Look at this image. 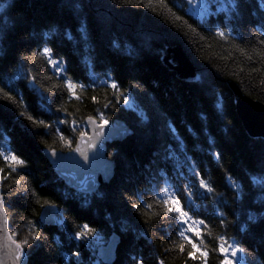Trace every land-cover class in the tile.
<instances>
[{
    "label": "trees",
    "instance_id": "obj_1",
    "mask_svg": "<svg viewBox=\"0 0 264 264\" xmlns=\"http://www.w3.org/2000/svg\"><path fill=\"white\" fill-rule=\"evenodd\" d=\"M232 2L199 16L188 0H0V187L27 264H91L75 236L85 224L99 244L119 236L110 264H222L221 243L244 249L238 264H264V136L249 135L229 86L264 104V8ZM174 47L196 79L166 64ZM101 115L132 134L107 146L111 180L79 194L44 150L73 148ZM172 198L187 222L166 210ZM45 205L57 207L55 225L40 221Z\"/></svg>",
    "mask_w": 264,
    "mask_h": 264
},
{
    "label": "water",
    "instance_id": "obj_2",
    "mask_svg": "<svg viewBox=\"0 0 264 264\" xmlns=\"http://www.w3.org/2000/svg\"><path fill=\"white\" fill-rule=\"evenodd\" d=\"M165 61L171 69L178 72L179 77L182 79H196L195 68L180 47L169 49ZM229 86L235 96L238 116L249 135L252 137L264 136V104L243 94L235 83L230 82ZM88 118L85 119L87 133L89 137L95 139L100 130L98 128L94 130V125L89 123ZM95 121L97 124L99 123L97 119ZM125 129L129 131V126L123 120L115 119L112 121L103 130V136L99 138L97 148L89 150L90 160L87 164H84L80 153L74 151L77 147L81 149L88 148V145L81 141V134L77 138L75 146L69 150L45 149L44 152L53 170L67 187L78 193L89 194L96 191L102 183L109 182L113 177L115 163L106 156L107 144L124 139L126 137L123 135ZM53 152L56 153L55 156ZM106 166L111 168V174L107 177L105 176ZM85 186L88 188L94 186L95 190L84 191ZM0 193L3 194L1 187ZM57 211L55 205H45L40 211L39 218L41 220V217L47 214L48 222L43 223L54 225L56 224ZM5 216L7 217L6 224L4 223ZM119 241V236L114 232L109 235L106 243L98 246L97 256L102 263L110 264L115 259ZM19 243L10 230V221L4 203L3 213H0V264L28 263V255L25 249L26 258L24 261H17L12 254L16 244Z\"/></svg>",
    "mask_w": 264,
    "mask_h": 264
},
{
    "label": "snow or ice",
    "instance_id": "obj_3",
    "mask_svg": "<svg viewBox=\"0 0 264 264\" xmlns=\"http://www.w3.org/2000/svg\"><path fill=\"white\" fill-rule=\"evenodd\" d=\"M230 3H231L232 9L234 10L236 8V4L234 2H232V0H230ZM260 7L264 8V0H261ZM220 10L226 12V11H228V8L222 6ZM217 35L223 37L224 32H222L220 29H217ZM43 51L45 54L49 53L48 48L43 49ZM49 62L55 63L54 61H49ZM57 71H59V68L57 69ZM66 86H67L68 92L71 93L73 96H76L74 89L77 87V85H75L72 82L66 81ZM110 87L113 89H117L118 88L117 82L113 81L110 84ZM8 98L11 99V97H8ZM95 99L96 98L93 97L94 101H95ZM124 102H125V104L128 103V97L127 96H124ZM21 115H23V113H21ZM29 119H32V118L29 117ZM88 121H89V123L94 125V130L98 128L100 131L97 133V137L95 139L89 137L87 132H82L80 135L81 141L83 143H85L86 145H88V148L87 149H81V148L77 147L76 149H74V151L80 153L84 164H87V162L90 160L89 150L97 148V143L99 141V138L103 136V130L105 128H107L109 126V123H110V121L107 118H105L103 115H101L100 122L98 124L96 123L95 118L91 117V116L88 118ZM73 124H75V121H73ZM131 134L132 133L130 131H128L127 129H125V131L123 133V135H125V136L131 135ZM61 139H64V138L61 137ZM67 143L70 146L71 142L68 141ZM53 155L55 156L56 153L53 152ZM216 155L219 156V153H216ZM6 159H10V161L12 162V165H15V164H21L22 165L24 163L23 160L19 159L15 155H12L10 157H6ZM110 174H111V168H110V166H106L105 176L107 177ZM2 179H3V177H0V180H2ZM201 184L205 188H207L209 191H212V189L206 183H204L203 180L201 181ZM83 190L90 192V191H94L95 188H94V186L92 188H88L87 186H85V188ZM4 203H5L4 195L2 193H0V213H3ZM44 203L47 204L48 202L45 201ZM165 205L167 206L166 210L168 212L177 213L181 221L187 222L186 218L188 217V213L183 211V209L180 207V201L179 200H177L175 198H172L170 201L166 200ZM41 220H42V222H45V223L48 222L47 214L42 216ZM4 223L5 224L7 223V217L6 216L4 217ZM61 223H62V221H61ZM188 231L193 232L197 236L200 235V230L196 227L189 226ZM95 234H96V229L90 228L87 224H85V225H83V228L80 231L75 233V236L77 238L84 239L86 237L95 236ZM181 235H183V233H181ZM183 238H184V240H186L188 242V244L191 245L192 250L188 252V255L190 257H193L194 259L203 260L207 256V253L204 251H200L197 244L193 243V241L191 239H189L187 236H184ZM24 244H27V240L23 241L22 243L16 244L15 249L13 250L12 254L17 261H24L26 258V253L24 251V246H23ZM177 247L182 249L183 244L177 245ZM242 251H244V249H242L238 245L234 246L230 249L229 247H226L224 243H221L220 252L223 253L224 257H225V259L222 261V264H235V261L233 259H230L229 255H231V257H235L238 255V253H240ZM194 253H199V255L196 256V255H194ZM75 256L79 257L80 253L76 252Z\"/></svg>",
    "mask_w": 264,
    "mask_h": 264
},
{
    "label": "rangeland",
    "instance_id": "obj_4",
    "mask_svg": "<svg viewBox=\"0 0 264 264\" xmlns=\"http://www.w3.org/2000/svg\"><path fill=\"white\" fill-rule=\"evenodd\" d=\"M188 1L190 2L189 7L191 8V10L193 12H195L199 16H204L206 14L208 15V13H210L212 11V9H221L222 6L223 7H227V4H231L230 3V0H188ZM74 146H75V144H74ZM102 184H104V183H102ZM94 192H91V193H94ZM91 193H89V194H91ZM100 237H101V234L96 233L95 236H91V237L84 238V240L87 243V245H85V248L87 249V251L89 253L88 258L91 255V250H94V253L93 252L92 253L94 255H96V248H97V246H99L100 244H102V243L99 244ZM90 243H92L93 245H90ZM94 255H92L88 259V261L90 260L91 264H97V261L94 258H92ZM96 258L98 259V257H96ZM238 259H239L238 258V255L233 258V260L235 261V264H238Z\"/></svg>",
    "mask_w": 264,
    "mask_h": 264
},
{
    "label": "bare ground",
    "instance_id": "obj_5",
    "mask_svg": "<svg viewBox=\"0 0 264 264\" xmlns=\"http://www.w3.org/2000/svg\"><path fill=\"white\" fill-rule=\"evenodd\" d=\"M123 140V139H122Z\"/></svg>",
    "mask_w": 264,
    "mask_h": 264
}]
</instances>
